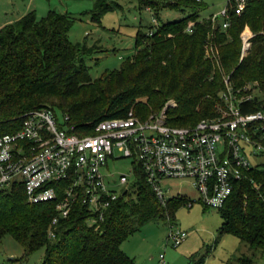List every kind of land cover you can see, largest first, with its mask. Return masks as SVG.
Here are the masks:
<instances>
[{
    "label": "trees",
    "instance_id": "16d2710c",
    "mask_svg": "<svg viewBox=\"0 0 264 264\" xmlns=\"http://www.w3.org/2000/svg\"><path fill=\"white\" fill-rule=\"evenodd\" d=\"M137 2L140 7L154 5L153 0ZM164 3L192 11L161 22L149 35L137 30L133 43L136 55L131 61L126 56L118 68L110 69L105 84H112V91L102 100L92 96L74 99L92 83L84 54L93 46L68 39L73 17L67 12L48 9L38 17L34 10H27L1 25L0 135L18 129L22 113L42 106L66 114V124L71 126L67 131L78 135L92 133L97 121L124 116L129 109L144 116L158 109L168 96L176 102L166 109L169 124H193L202 117L214 116L216 106L221 104L218 91L223 80L216 71L209 77L212 62L201 59L209 27V19L200 15L203 4L200 0ZM116 8L119 4L115 0H94L90 18L98 22L105 12ZM228 19V26L219 27L229 31L228 36L218 35L221 44L216 64L230 69L229 78L236 86L247 79L259 82L261 97L255 96L244 106L253 110L264 106V34L253 37L257 44L240 60L238 34L245 20L253 29L264 27V0H248L240 15L230 11ZM188 20L194 21L191 31L184 30ZM141 96L146 102H141ZM131 186L133 196L120 194L114 199L97 227L86 225L87 212L79 203L67 218L50 227L55 214L53 202H28L22 188L13 186L0 192V237L7 234L15 239L24 257L42 248L40 264H133L121 249L122 241L149 220L170 223L174 211L187 205L190 198L174 194L162 205L137 166ZM218 213V237L232 235L249 250L264 253V168L250 166L234 180ZM49 230L53 236L48 235ZM206 256L196 252L190 259L193 264H203ZM239 260L243 264L251 262L246 256Z\"/></svg>",
    "mask_w": 264,
    "mask_h": 264
},
{
    "label": "built area",
    "instance_id": "2783aa9c",
    "mask_svg": "<svg viewBox=\"0 0 264 264\" xmlns=\"http://www.w3.org/2000/svg\"><path fill=\"white\" fill-rule=\"evenodd\" d=\"M247 1L226 0L220 11L206 18L225 28L230 11L240 15ZM152 21L147 34L157 25L153 15ZM187 30L191 31V25ZM252 36L247 29L240 32V59ZM229 75L223 77L218 91L221 104L215 115L193 124L166 121V109L175 105L171 99L144 116L129 109L124 116L103 118L92 133L82 135L67 131L71 127L66 124L67 115L59 117L49 106L25 111L18 129L0 135V192L18 185L28 202L52 201L55 214L50 227L67 218L79 203L87 212L86 225L97 227L112 201L132 191L137 166L162 205L174 195L163 181L181 178L189 180L197 193L187 205L196 199L219 208L234 180L252 166L248 155L264 152V106L244 109L255 95L241 94ZM118 157L131 158L129 174L108 170L107 161ZM48 235L53 236L51 230ZM186 236L169 226L166 241L176 247ZM159 262L163 263L161 255Z\"/></svg>",
    "mask_w": 264,
    "mask_h": 264
},
{
    "label": "rangeland",
    "instance_id": "374dc122",
    "mask_svg": "<svg viewBox=\"0 0 264 264\" xmlns=\"http://www.w3.org/2000/svg\"><path fill=\"white\" fill-rule=\"evenodd\" d=\"M115 1L118 2L119 8L105 12L96 22L90 18L94 0H0V23L20 16L27 10H34L38 17L44 15L48 9L67 12L73 17V23L68 30V39L72 42H83L86 46H93L91 52L84 54V61L89 66L92 83L83 87L74 99L80 96H92L97 100H102L104 94L111 93L113 86L105 84V79L108 78L107 73L110 69L118 68L126 56L130 57L129 61L134 59L133 56L136 55V48L133 46L134 36L137 30L145 31L147 34L148 28L154 24L152 15L157 20L156 27L161 22L177 19L192 11L190 8L172 7L170 4L164 3L167 0H153L154 5L149 4L142 7L138 5L137 0ZM200 1L203 4L200 15L208 17L220 11L226 0ZM201 16L198 20H201ZM193 23V20H188L184 30H187V27L192 26ZM243 29L249 30L253 35L244 56L257 44L253 41V37L256 34H264V27L253 29L247 20L243 22L238 34L240 40L239 60L240 32ZM228 31L219 28L216 23L210 21L209 27L205 30L201 59L212 62L213 71L209 77H212L215 71L219 73L222 80L229 74L230 69H224L216 64L221 44L217 39L218 35L228 36ZM167 35H171V33H167ZM98 78L101 80H95ZM232 86L237 87L241 94L261 97L262 92L257 80L247 79L237 86L232 82ZM204 97L208 98L206 94ZM170 99L175 102L173 96H168L162 100L161 106ZM140 100L146 102V97L141 96ZM102 102L100 101V103ZM52 103L54 107H60L57 102ZM161 106L151 112H156ZM56 113L61 117L59 110H56ZM248 159L252 166L258 165L264 168V153L248 155ZM131 161L130 157L108 160V170L115 175L129 174ZM163 183L165 187H169V194H184L191 198H195L197 195L187 179H168ZM128 195L133 196L131 190L125 197ZM220 223L218 208L204 206L195 199L189 206L180 205L174 211L170 223L162 219H155L136 226L135 230L122 241L121 249L133 264H161L159 255L162 256V264H193L190 257L196 252L207 255L203 264H241L238 258L242 256L250 257L249 264H264V253L249 250L232 235L226 234L218 237ZM169 226L173 229H181L187 234L186 238L176 247L166 241ZM42 256L43 249L41 248L24 257L23 249L15 239L7 234L0 237V264H40Z\"/></svg>",
    "mask_w": 264,
    "mask_h": 264
},
{
    "label": "crops",
    "instance_id": "0c3cea01",
    "mask_svg": "<svg viewBox=\"0 0 264 264\" xmlns=\"http://www.w3.org/2000/svg\"><path fill=\"white\" fill-rule=\"evenodd\" d=\"M18 17H19V16L15 17V18H13V19H9V20L6 21V22L0 23V26L3 25V24H5V23H7V22H9V21L14 20V19H16V18H18ZM188 197H189V196H188ZM238 260H239V258H238ZM239 261H240V260H239ZM244 263L249 264V262H244ZM241 264H243V263L241 262Z\"/></svg>",
    "mask_w": 264,
    "mask_h": 264
}]
</instances>
